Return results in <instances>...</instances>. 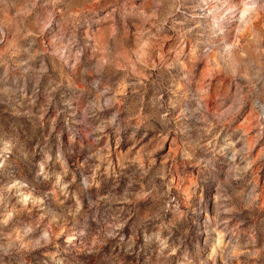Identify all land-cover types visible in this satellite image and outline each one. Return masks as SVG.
<instances>
[{"label": "clouds", "instance_id": "1", "mask_svg": "<svg viewBox=\"0 0 264 264\" xmlns=\"http://www.w3.org/2000/svg\"><path fill=\"white\" fill-rule=\"evenodd\" d=\"M0 27V143H20L23 105L42 132L34 175L48 182L11 201L0 190V264H264V239L241 228L264 217V147L252 158L242 147L224 194L196 156L234 117L264 126V104L252 107L264 0H0ZM213 95L222 103L206 105ZM216 207L233 223L221 221L228 242L209 255Z\"/></svg>", "mask_w": 264, "mask_h": 264}, {"label": "rangeland", "instance_id": "2", "mask_svg": "<svg viewBox=\"0 0 264 264\" xmlns=\"http://www.w3.org/2000/svg\"><path fill=\"white\" fill-rule=\"evenodd\" d=\"M10 3L18 4L22 3L23 0H9ZM0 31H3L0 27ZM155 71V70H153ZM141 75H146V73H141ZM65 99L72 100L75 96L74 91L71 88H63L61 90ZM107 100V95L103 93L101 89V95L96 101L98 105H103ZM206 105L211 104H221V100L218 96L213 95L211 101H206ZM264 104V88L257 85V89L253 93L252 107L260 112L261 105ZM195 106V102H193ZM224 107L227 106L226 102L223 103ZM19 111L21 112L20 117L12 121V125L18 129L20 134V143L14 148L10 153L7 147L0 143V190L6 189L9 200L15 199L16 192H22L28 194L31 192L33 195H42L43 192L48 187V182L44 181L40 177H36L35 173V159L38 158V151L34 155L31 152L32 143L40 140L42 138L41 130L37 129L33 131L30 127V120L24 115L26 109L21 105ZM70 112L71 109H68ZM49 122L50 126L52 124L51 117H45ZM66 120L71 122V117L66 116ZM211 119V117H209ZM193 120V124H195ZM183 127V125H182ZM47 125H45L44 132L46 133ZM56 131L55 128H52ZM219 135H216V133ZM185 137L189 138L193 145L196 144L198 139L197 130L195 127L190 126V131L185 129ZM215 136L214 143L208 144V148L211 151L196 149L197 158L211 159L212 170H214L217 175V180L220 182V192L222 194L227 193L229 188L237 183V181L232 180L233 176H239L241 169L244 168L246 164V159L244 158V153L242 147L251 143V147L248 148V158L255 157L256 153L264 147V126L259 128H253L250 124L245 122L244 117H234L227 124L222 127L217 125L212 132L209 133L208 139ZM257 137L254 141L251 139ZM62 140L64 137L61 138ZM54 142V141H53ZM167 141L165 144L167 145ZM241 149V151H237ZM167 151V147H165ZM24 153L28 155L25 156ZM52 171V168L49 169ZM261 175L264 176V169L261 170ZM227 180V183L223 181ZM217 205L226 204L223 200H216ZM234 214L227 213L220 210L218 207L213 209V213L208 217L211 224L215 227V231L212 232V241L209 244V255H214L217 249L221 248L224 243L228 242V236L230 233H224L223 224L221 221L227 220L228 224L233 223L230 216ZM252 227L256 232L258 239H264V217L256 216L253 219L245 218V222L241 224V228ZM192 236L198 232L200 233V246L204 248V234L201 230V225L197 219L196 224L191 225ZM220 257L217 256V260Z\"/></svg>", "mask_w": 264, "mask_h": 264}]
</instances>
